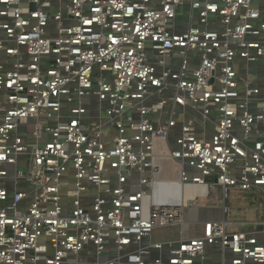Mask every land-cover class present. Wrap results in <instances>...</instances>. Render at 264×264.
<instances>
[{
	"label": "built area",
	"instance_id": "2783aa9c",
	"mask_svg": "<svg viewBox=\"0 0 264 264\" xmlns=\"http://www.w3.org/2000/svg\"><path fill=\"white\" fill-rule=\"evenodd\" d=\"M160 141L264 196V0H0V264H264V218L143 242L196 203L154 200Z\"/></svg>",
	"mask_w": 264,
	"mask_h": 264
},
{
	"label": "rangeland",
	"instance_id": "374dc122",
	"mask_svg": "<svg viewBox=\"0 0 264 264\" xmlns=\"http://www.w3.org/2000/svg\"><path fill=\"white\" fill-rule=\"evenodd\" d=\"M159 144L162 146L159 151L164 152L163 142L160 141ZM166 166L167 168H171L169 164ZM215 186L218 190L217 193H212L209 199L201 200L198 207L189 208V215H186L189 221L219 216L227 221V231L232 233L246 231L248 227H255V223L264 218V196L261 192L256 190L236 191L229 189L225 197L222 185L216 184ZM202 206L207 209H200ZM179 237H181L180 226H167L156 229L152 233L151 238L147 237L143 242L155 243L178 239ZM217 254L219 255V253Z\"/></svg>",
	"mask_w": 264,
	"mask_h": 264
},
{
	"label": "crops",
	"instance_id": "0c3cea01",
	"mask_svg": "<svg viewBox=\"0 0 264 264\" xmlns=\"http://www.w3.org/2000/svg\"><path fill=\"white\" fill-rule=\"evenodd\" d=\"M162 146L158 144V149L160 150ZM165 152V150H164ZM164 152L159 151L158 154V164H159V171L158 175L155 178L157 184L153 188V196L156 202L162 203H181V202H189L190 200H195L196 203L194 205H186L184 210V219L185 222L181 227V237L182 232L185 238L198 236L202 233L203 223L208 220H224L219 216L214 218H203L201 220H194L189 221L186 215H189V208L198 207L203 199H209L212 193H217L218 190L212 191L211 189L207 188L205 185H194V184H185L181 185L177 183V179L179 178V168L173 160L168 159V157H164ZM162 156V157H161ZM170 165L171 168H167L166 165ZM171 169V170H168ZM223 187V186H222ZM224 191V188H223ZM237 191V190H236ZM225 192V191H224ZM226 197V194H225ZM210 208V207H209ZM200 209H207L206 207H200ZM225 215V214H224ZM258 222V221H257ZM250 225V224H249ZM255 229L254 227H248L246 231H251ZM178 239L168 240V241H178ZM166 242V241H165ZM218 252L213 253V255H209V260L207 264H215L214 259H218L219 255ZM218 255V257H216Z\"/></svg>",
	"mask_w": 264,
	"mask_h": 264
},
{
	"label": "water",
	"instance_id": "95a60500",
	"mask_svg": "<svg viewBox=\"0 0 264 264\" xmlns=\"http://www.w3.org/2000/svg\"><path fill=\"white\" fill-rule=\"evenodd\" d=\"M215 182H216L217 184H222V180H221L219 177H216V178H215Z\"/></svg>",
	"mask_w": 264,
	"mask_h": 264
}]
</instances>
